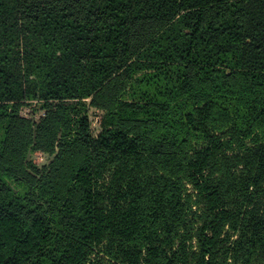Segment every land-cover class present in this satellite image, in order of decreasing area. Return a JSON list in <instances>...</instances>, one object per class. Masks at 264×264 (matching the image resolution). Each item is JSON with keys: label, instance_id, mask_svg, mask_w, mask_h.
I'll return each mask as SVG.
<instances>
[{"label": "trees", "instance_id": "1", "mask_svg": "<svg viewBox=\"0 0 264 264\" xmlns=\"http://www.w3.org/2000/svg\"><path fill=\"white\" fill-rule=\"evenodd\" d=\"M0 264H264V0H0Z\"/></svg>", "mask_w": 264, "mask_h": 264}, {"label": "rangeland", "instance_id": "2", "mask_svg": "<svg viewBox=\"0 0 264 264\" xmlns=\"http://www.w3.org/2000/svg\"><path fill=\"white\" fill-rule=\"evenodd\" d=\"M125 83L126 81L122 76L118 77L116 80H114V84L119 87L120 91H123L125 89ZM119 92L118 94H120ZM117 94V95H118ZM116 97V96H115ZM120 98L122 95L119 96ZM90 103V102H89ZM13 107V106H12ZM113 107V106H112ZM133 111V110H132ZM11 114L20 120L18 124L16 125V131L19 133V137L17 139H13L15 144H19L21 141H23V135L20 124H24L26 126V129H28L33 123L38 122L39 119L43 118L44 111L41 110V107L37 102H23L16 104L15 107L10 109ZM132 113V112H131ZM88 114H89V119L91 122V134L93 137H98L106 128H111L113 125V115L110 111H106L100 108L96 107H89L88 109ZM234 115L231 114L230 118L233 117ZM226 119H219L218 123L213 126V128L216 131H226L227 128L231 127L233 124V121L235 120V117L233 120H230V122L225 121ZM52 136V135H51ZM49 136L48 138H45L44 143H47L49 139L51 138ZM244 145H250L251 141L250 140H244L243 141ZM233 145L235 147L241 146L239 142L234 141ZM47 151H50V145L45 146ZM42 151V150H41ZM24 153L26 155V158L29 160L33 161L38 167H43L44 164L47 163L49 159L52 158L51 155L44 154L41 152H37L35 154H30L29 151L24 150ZM187 190V202L193 205H196V200L194 198V194L191 191V188L186 185Z\"/></svg>", "mask_w": 264, "mask_h": 264}]
</instances>
